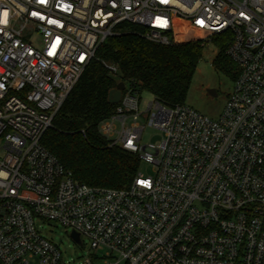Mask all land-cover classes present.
Wrapping results in <instances>:
<instances>
[{"label":"built area","instance_id":"2783aa9c","mask_svg":"<svg viewBox=\"0 0 264 264\" xmlns=\"http://www.w3.org/2000/svg\"><path fill=\"white\" fill-rule=\"evenodd\" d=\"M176 16L204 45L225 38L238 74L221 114L141 108L124 81L99 131L152 174L77 180L42 143L57 112L108 37L132 24L172 44ZM146 126L159 141L142 142ZM36 218L107 249L82 264H264V0H0V264H65Z\"/></svg>","mask_w":264,"mask_h":264},{"label":"trees","instance_id":"16d2710c","mask_svg":"<svg viewBox=\"0 0 264 264\" xmlns=\"http://www.w3.org/2000/svg\"><path fill=\"white\" fill-rule=\"evenodd\" d=\"M142 33L141 26L127 24L125 31L100 45L42 138L65 168L90 186L125 188L139 171V156L110 146L99 131L117 106L109 101L117 83L136 80L162 104H184L202 59L203 35L182 17H175L172 44L153 42ZM214 40L219 51L213 65L234 80L237 66L226 54L225 38ZM111 64L118 71H112Z\"/></svg>","mask_w":264,"mask_h":264},{"label":"rangeland","instance_id":"374dc122","mask_svg":"<svg viewBox=\"0 0 264 264\" xmlns=\"http://www.w3.org/2000/svg\"><path fill=\"white\" fill-rule=\"evenodd\" d=\"M214 39L204 46L202 59L198 64L185 104L211 118H218L233 89L234 82L226 73L217 70L213 65L219 51ZM209 89H215L217 94H210ZM140 97V106L145 108L154 96L151 92L143 90ZM159 134L156 129L146 126L142 142H157L160 140ZM152 169L153 165L145 161L139 165V171L144 175L152 174ZM35 222L40 234L57 245L62 262L65 264H82L87 257H92L95 261L96 256L100 262L107 251L105 247L98 250L92 248L90 240L85 236H82L84 245L77 243L71 237L72 230L56 221L36 218Z\"/></svg>","mask_w":264,"mask_h":264},{"label":"water","instance_id":"95a60500","mask_svg":"<svg viewBox=\"0 0 264 264\" xmlns=\"http://www.w3.org/2000/svg\"><path fill=\"white\" fill-rule=\"evenodd\" d=\"M124 81H120L117 83V85L110 91L109 93V101L111 103H118L121 97V91L122 89H124ZM210 94L212 95H216V91L215 89H209L208 90ZM71 237L74 239V241H76L77 243L82 244L81 239H80V235L75 232L72 231L71 232Z\"/></svg>","mask_w":264,"mask_h":264}]
</instances>
